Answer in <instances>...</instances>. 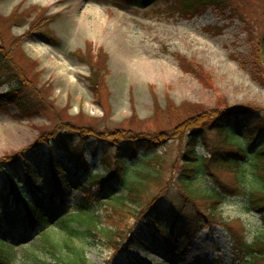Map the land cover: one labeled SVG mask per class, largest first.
I'll return each mask as SVG.
<instances>
[{
	"label": "rangeland",
	"instance_id": "rangeland-1",
	"mask_svg": "<svg viewBox=\"0 0 264 264\" xmlns=\"http://www.w3.org/2000/svg\"><path fill=\"white\" fill-rule=\"evenodd\" d=\"M180 1L155 0L144 6L126 0H0V54L13 51L11 74L0 75V96L9 93L8 83L21 80L27 84L22 91L27 102L40 101L45 106L29 119L4 98L0 106V166H10L6 162L9 158L16 160L13 175L17 174L14 178L19 184L32 174L36 185L57 197L56 203L50 200L45 204V222H57L88 198L80 190L86 174L77 173L70 161L84 155L94 174L103 173V164H115L116 145L120 144L130 165L135 163L136 169L150 170L157 178L148 187L144 202H155L167 219L184 222L193 236V240H184L176 255L163 241L152 242L145 237L147 229L130 220L128 223L136 228V242L123 253L115 252L100 238H83V244L78 240L77 246L83 245L91 264L234 263L230 234L218 225L205 229L208 225L204 224L199 228L198 210L203 209V203L186 206L181 201L178 181L186 141L172 139L153 149L145 145L133 147L126 141L112 143L102 135L122 130H137L150 136L167 132L166 120L154 121V102L162 108L169 102L187 109L201 106L214 110L221 104L264 109V86L253 80L251 68L243 64L251 60L247 24L264 36V0H229L224 10L211 6L188 19L179 15ZM31 6L49 8L47 17L60 16L48 22L43 19L32 30L40 13L24 16ZM210 28L217 34H209ZM87 43L95 58L100 59V50L106 55L101 73L99 69L95 71L103 78L96 88L102 95L103 107L94 97L92 69L78 55L79 50L86 51ZM179 56L202 69L201 79L181 70ZM92 61L95 63V59ZM47 83L52 86V93H43ZM63 109H67L66 116ZM133 115L136 124L130 123ZM256 127L264 128V112ZM89 129L94 132L89 133ZM43 132H50V136ZM80 133L87 137L84 144ZM209 136L210 140H221L216 131ZM199 155L206 152L199 149ZM146 156L151 160L149 165L138 162ZM60 165L65 174L52 170ZM208 175L207 183L225 188L230 196L221 209L230 230L240 239L251 241L263 222L259 215L247 211L241 197H234L233 174L216 171ZM107 187L115 195L126 194L117 179ZM0 188L6 193L10 190L1 171ZM23 190L24 197L30 198V190ZM92 208L105 228L106 208ZM2 214L3 226L17 225L13 228L15 235L9 233L15 253L7 264H33L32 253L26 250L36 237L28 232L21 210L10 208ZM57 237L63 241V234ZM70 252L64 248L65 256L69 257ZM193 255L201 257V261L192 262ZM45 262L58 264L43 256L42 263Z\"/></svg>",
	"mask_w": 264,
	"mask_h": 264
},
{
	"label": "trees",
	"instance_id": "trees-1",
	"mask_svg": "<svg viewBox=\"0 0 264 264\" xmlns=\"http://www.w3.org/2000/svg\"><path fill=\"white\" fill-rule=\"evenodd\" d=\"M126 1L130 4L135 2L138 3L137 5L146 6L155 0ZM177 5L179 6V15L188 19L203 14L211 6H216L220 11L224 10L228 7L229 0H181ZM29 9L24 12V16L37 11L40 13L39 18L31 25L32 30L40 25L41 20L45 19L48 22L60 16L58 14L57 16H49L50 18L47 17L49 8L42 9L31 6ZM245 30L248 32L247 38L251 45V60L249 63L244 62L243 64L251 68L250 73L253 80L264 86V36L259 34L250 24H247ZM207 31L211 35L217 34V31L212 28ZM21 41V39L18 40L17 44ZM90 48L91 44L87 43L86 51L79 50L78 55L92 69L91 80L95 86L94 97L96 102L103 107L102 95L100 93L99 96V91L96 90L103 78L102 75L97 76L95 71L99 69L101 73L107 61L106 55L100 50L98 53L100 59L95 58ZM12 53L13 51L6 53V55L0 54V75L9 76L11 74L9 66L13 61ZM93 59H95V63L92 61ZM179 61L180 68L184 73H190L201 79L202 69L199 66L182 56H179ZM6 62H8L7 65ZM8 84L11 86L10 91L8 94L0 96V106H2V101L5 98L17 106L29 119L34 117V113L45 108L42 102L30 101L29 104L26 100L27 96H22V91L27 88L25 82L22 83L20 80ZM52 92V86L48 83L45 84L43 93ZM154 99L156 100L155 97ZM156 103L153 104L154 121L156 122L160 118L163 121L166 120L169 123L167 132L150 136L137 130H122L106 131L102 135H105V139L112 141V143L126 141L127 145L133 147L145 145L153 149L172 139H179L181 143L186 141L185 148L181 153L182 165L178 181L182 196L181 201L186 206L203 203V209L198 210V221L201 224L199 228L204 224L208 225L209 228L218 225L230 234L234 257L233 264H264V128L256 127L264 109L253 106L231 107L229 104H221L214 110L201 106L187 109L177 107L174 103L170 104L169 102L165 108H162ZM64 113H67V109H63ZM134 115L130 119L131 124H136L137 118ZM211 131L218 133L221 139L219 142L210 140L209 133ZM88 132H94V129H89ZM49 133L43 132L44 135L48 134L47 136H50ZM81 135L84 144L87 137L84 133ZM96 135L99 136L100 134ZM231 147L234 150H227ZM116 149L115 164H103L101 166L103 173L94 174L87 166L84 158L82 159L83 156L77 160H71L77 173L86 174L82 178L84 183L80 190L86 193L88 198L76 207L75 214L65 216L55 223L50 220L45 222L42 217L46 202L43 195L44 191L41 186L35 184L32 174H28L23 183L19 184L14 178L17 174L13 175L16 171L14 166L16 160L9 158L6 162L10 166L7 164L6 167L0 166V171L7 177L10 186L8 193L0 188V221L3 219L2 212H8L10 208L23 212L24 218L32 227L33 234H36L35 242L26 250L27 253H32L33 264H43V256L58 264H91L87 259L83 245L77 246L76 244L78 240L80 244H83V238L94 239V241L100 238V240H105L115 252L123 253V249L131 247V244L135 242L134 227L128 223L130 220H141L146 226L149 222L151 228H148L149 234L146 236L154 242L159 239L164 240L173 252L180 249L184 239L192 237L184 222L169 220L157 208L155 202L154 205H147L148 201L144 202V195L148 193V187L156 178L153 177L155 174L150 170L136 169L135 163L130 165L127 161L128 154L126 153L127 156L124 155L125 149L122 150L120 144L116 145ZM199 149H203L206 155H199ZM78 154L79 152H76V155ZM140 161H144L147 165L151 162L149 156L143 157L138 162ZM55 170L59 173H65L63 166H58ZM216 171L233 174L234 197H241L247 211L261 217L263 226L251 241L240 239L237 234L230 230L228 223L223 219L221 209L225 202L230 199V196L225 188L222 189L217 184L207 183L208 174ZM116 179L126 194L118 196L109 190L107 184ZM25 187L30 190L32 199L24 197L23 188ZM49 198H52L53 201L58 200L54 195L49 196ZM93 205L106 208L104 211L106 215L104 216L105 228L102 227L101 217L92 208ZM186 230L187 232H185ZM7 231L6 228L0 226V264H7L14 258V247L8 244L9 234ZM60 234L64 236L63 241L58 240L57 236ZM80 238H82L81 241ZM70 242L72 245L69 244ZM64 248L70 249L69 257L65 256Z\"/></svg>",
	"mask_w": 264,
	"mask_h": 264
},
{
	"label": "bare ground",
	"instance_id": "bare-ground-1",
	"mask_svg": "<svg viewBox=\"0 0 264 264\" xmlns=\"http://www.w3.org/2000/svg\"><path fill=\"white\" fill-rule=\"evenodd\" d=\"M137 221V220H136ZM137 222H139L141 224V227L144 229H147L148 228L150 229L151 228V224L149 222H147V226L141 222V220H138ZM134 228H135V225H134ZM136 229V228H135ZM192 262H198V261H201V257H197L196 255H193L190 259Z\"/></svg>",
	"mask_w": 264,
	"mask_h": 264
}]
</instances>
